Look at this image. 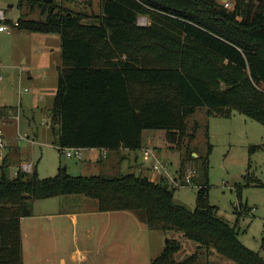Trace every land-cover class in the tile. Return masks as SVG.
Masks as SVG:
<instances>
[{
    "label": "trees",
    "instance_id": "obj_1",
    "mask_svg": "<svg viewBox=\"0 0 264 264\" xmlns=\"http://www.w3.org/2000/svg\"><path fill=\"white\" fill-rule=\"evenodd\" d=\"M26 2L46 11V19L18 21L19 29L61 35L53 104L61 155L70 148L138 151L146 130L165 131L167 142L176 144L187 118L201 108L208 117L237 112L264 126V0H237L234 12L218 0H102L96 23L53 2L20 5ZM141 16L151 25L140 26ZM8 111L0 107V123ZM260 148L251 147V155ZM211 152L209 145L202 169L187 155L180 163L183 171L193 161L200 173L193 178V211L175 203L176 188L135 173L73 176L60 166L53 178L42 179L35 170L10 179L0 168V264H24L21 221L34 215L35 201L70 195L96 200L100 212H132L151 229L179 234L151 264H211L203 262L204 253L229 264H264L210 202ZM251 186L264 184L252 179L238 185L239 201ZM184 240L197 243L196 250L176 261Z\"/></svg>",
    "mask_w": 264,
    "mask_h": 264
},
{
    "label": "rangeland",
    "instance_id": "obj_2",
    "mask_svg": "<svg viewBox=\"0 0 264 264\" xmlns=\"http://www.w3.org/2000/svg\"><path fill=\"white\" fill-rule=\"evenodd\" d=\"M101 2L102 0H53L59 7L87 16V23L97 22ZM227 3L229 6H226ZM218 4L224 10L234 12L237 0H218ZM0 11L6 19L0 21V26L7 28L6 31H0V107L9 108L8 118L3 121L5 125L0 124L2 138L6 143L0 148V168H7L5 172L8 178L15 179L23 164L37 167L42 179L55 177L60 166L66 167L73 176L103 174L107 177L135 173L148 177L153 182L164 181L176 188L175 203L193 211L198 191L193 185V178L199 179L200 173L193 166V161L188 160L183 171L180 163L187 155L197 160L199 169H202V158L206 157L211 145L212 152L208 160L210 202L219 208V215L223 219L237 227L240 241L264 258V186L245 188L241 201L236 194L237 186L248 180L257 179L264 184L262 124L237 112L231 118L208 117L207 109L201 108L187 118L186 131L183 135L178 133L180 136L176 144L167 142L165 131H144L142 149L131 151L126 163L115 165L110 162L111 158H104L99 150L93 152L91 162L90 152H82L80 159L68 158L63 153L61 155L54 133V129L59 127L53 115L59 71L62 69L61 35L31 32L14 26L15 22L19 21L21 24L23 20L45 21L47 12L37 5L26 2L21 6L20 0H0ZM238 20L242 21L243 17H238ZM151 23L147 16H141L138 20L142 27H148ZM29 139L35 142L32 143ZM254 146L261 148L251 155L250 149ZM145 151H150L160 161L164 166L162 171L154 169L156 161L153 158L149 162L144 161ZM101 158L103 160L95 163L94 160ZM22 173L32 174L33 171ZM80 196L82 195L37 200L34 202V213L39 216L56 212L63 207L58 206L56 200H71ZM90 200L95 204L97 202ZM65 202L66 209L80 214L84 210V205L77 201ZM86 208L91 209L92 206ZM112 217L102 219L98 216H80L77 227L67 220L65 242L59 248L60 251H55V239L49 237V253L42 252L36 256L26 249L24 264H60V257L69 261L70 253L76 249L90 251L88 260L83 264H151L162 253L170 237H179L174 232L166 235L161 230L149 228L131 212L113 213ZM41 223L46 225L45 220ZM88 228L93 230L89 245L85 244V232ZM196 246L194 241L184 240L183 249L174 255V259L185 260L196 250ZM202 260L211 264L230 263L215 253L208 258L204 253Z\"/></svg>",
    "mask_w": 264,
    "mask_h": 264
},
{
    "label": "crops",
    "instance_id": "obj_3",
    "mask_svg": "<svg viewBox=\"0 0 264 264\" xmlns=\"http://www.w3.org/2000/svg\"><path fill=\"white\" fill-rule=\"evenodd\" d=\"M1 123L4 124L5 122H1ZM0 132L2 133V129L0 130ZM30 141L32 143L35 142L34 140H30ZM94 151H98V149H83L81 150V154L82 152L84 153L90 152L89 162H91V160L93 159L92 154ZM99 151L101 152L104 158L106 159L111 158L110 162H112L115 165L120 163L121 164L126 163L129 160V156L132 154L131 151L127 149H120L118 151H108L103 149ZM101 160H103V158L94 161H96L95 163H98ZM23 165H21L20 168L21 172H23L22 170ZM5 169L7 168L5 167ZM35 170L37 171L38 169L37 167L35 168L33 166V171ZM56 201L58 206L63 205V207L57 209L56 212H49V213L47 212L39 216H37L34 213L32 217L22 219L21 236H22V250H23L24 263H25L26 249L29 253H31L32 255L35 254L36 256L42 252L46 254L49 253V248L47 244V239L49 237L55 239V247H56L55 251H60L59 248H62L65 242L64 236H65V232L67 231L66 230L67 220H69L74 227H77L79 224L80 216L82 217L98 216L102 219H112L113 213H118V212H100L98 209V202H96L95 204V202H93L92 200H90L85 196L73 197L71 198V200H69V198H62L61 200H56ZM65 201H73V202L77 201V203L84 205L83 207L84 210L80 214V213H76L77 211H71L70 209H66L64 208V206L67 204V202ZM86 206H92V208L88 209L86 208ZM122 213H130V212H122ZM42 220L46 221V225H43L41 223ZM85 236H86L85 244L89 245L92 242L93 230L91 228H88L85 232ZM99 249L100 247H98L97 252H99ZM89 253H90L89 250L83 251L80 249H76L75 251H72L70 253L69 261L65 257H60V264H71L75 262H77L78 264H83V262L88 260ZM47 261H49V259H47Z\"/></svg>",
    "mask_w": 264,
    "mask_h": 264
},
{
    "label": "built area",
    "instance_id": "obj_4",
    "mask_svg": "<svg viewBox=\"0 0 264 264\" xmlns=\"http://www.w3.org/2000/svg\"><path fill=\"white\" fill-rule=\"evenodd\" d=\"M226 6H229V4L227 3ZM0 21H6L5 15L2 11H0ZM14 26L18 27L19 22L18 21L15 22ZM6 30H7V28L5 26H0V31H6ZM0 78H1V76H0ZM5 145H6V143L4 142V140L2 138V133L0 132V148H3ZM63 154H65L66 157H68V158L76 157V158L80 159L82 156L81 149H75V148L65 149V150H63ZM151 158H153L156 161V165H155L154 169L157 171H162L164 166L160 163V161L158 159H156L155 156H153L150 153V151H145L144 152V161L149 162V161H151ZM22 170H23V172H26V173H32L33 166L31 164H24L22 166Z\"/></svg>",
    "mask_w": 264,
    "mask_h": 264
},
{
    "label": "water",
    "instance_id": "obj_5",
    "mask_svg": "<svg viewBox=\"0 0 264 264\" xmlns=\"http://www.w3.org/2000/svg\"><path fill=\"white\" fill-rule=\"evenodd\" d=\"M46 1H47V2H50V3H52V2H53V0H46ZM168 241H169V240H167V243H168Z\"/></svg>",
    "mask_w": 264,
    "mask_h": 264
}]
</instances>
